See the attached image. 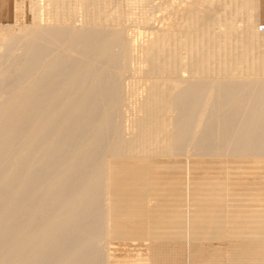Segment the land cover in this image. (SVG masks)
Wrapping results in <instances>:
<instances>
[{
    "label": "bare ground",
    "instance_id": "obj_1",
    "mask_svg": "<svg viewBox=\"0 0 264 264\" xmlns=\"http://www.w3.org/2000/svg\"><path fill=\"white\" fill-rule=\"evenodd\" d=\"M135 1L0 23V264H264L259 1Z\"/></svg>",
    "mask_w": 264,
    "mask_h": 264
},
{
    "label": "rangeland",
    "instance_id": "obj_2",
    "mask_svg": "<svg viewBox=\"0 0 264 264\" xmlns=\"http://www.w3.org/2000/svg\"><path fill=\"white\" fill-rule=\"evenodd\" d=\"M157 1H159V0H157ZM162 1H164V3L163 2H161V4L163 3V5H161L160 7H162V6H164V5H166L167 3H170V1L168 0V1H166L165 2V0H162ZM259 2V4L257 3V5H258V7H257V15H256V20H258L259 22H260V25H264V5L262 6V3L264 4V0H258ZM261 1V2H260ZM16 3V4H15ZM24 3H25V0H14V2H13V10H14V6H17V5H20V11L21 10H23V5H24ZM18 7V6H17ZM136 7V8H135ZM143 7V8H142ZM16 8V7H15ZM135 8V9H134ZM144 8H145V6H143V3H138L137 4V0L135 1V3H132V15H131V17H133L134 18V16H136L134 19H136V18H138V17H140V18H142L143 20L145 19V18H147L148 17V15H147V8H145V10H146V12H145V10H144ZM14 11H16V10H14ZM20 11H19V15H17V18H16V21L17 22H20V23H22V21H24L25 20V17H24V15L23 14H21L20 13ZM138 14H137V13ZM139 12H140V15H139ZM142 12V13H141ZM146 14H145V13ZM17 14V13H16ZM21 14V15H20ZM136 14V15H135ZM134 15V16H133ZM138 16V17H137ZM140 18H138L137 20H139ZM142 19H140V20H142ZM257 21V22H258ZM13 23V22H15V19H13V17H12V19L10 20V21H0V23L2 24V23ZM126 22V21H125ZM127 23H128V21H127ZM127 23H126V25H127ZM131 24V25H130ZM130 24H128L127 25V27L130 29H136V25L134 24V25H132V23L130 22ZM142 30H143V28H141ZM15 50H17L16 52H21V47L19 48V47H17V49H15ZM257 159V158H256ZM262 160V159H261ZM241 177H243V175L241 176ZM241 177H239V178H241ZM235 210V209H234ZM233 210V211H234ZM239 211V210H238ZM237 211V212H238ZM235 212V211H234ZM234 212H233V215H234ZM236 212V213H237ZM239 213V212H238ZM231 216V217H229L228 218V222H226V225H227V223L228 224H237L236 223V218H235V220H234V217H235V215L234 216ZM237 216V215H236ZM234 220V221H233ZM231 221V222H230ZM230 222V223H229ZM226 240V239H225ZM227 240H228V238H227ZM96 246L97 247H99L97 244H96ZM160 255H161V262L160 263H158V264H187V260H186V247H185V245H184V243H178V244H174V245H172L171 247L169 246L166 250H160ZM171 260H172V262H171ZM183 260V261H182ZM178 261V262H177ZM91 264V263H90Z\"/></svg>",
    "mask_w": 264,
    "mask_h": 264
},
{
    "label": "crops",
    "instance_id": "obj_3",
    "mask_svg": "<svg viewBox=\"0 0 264 264\" xmlns=\"http://www.w3.org/2000/svg\"><path fill=\"white\" fill-rule=\"evenodd\" d=\"M13 1L14 0H0V21H10L12 19ZM263 5L262 3V6Z\"/></svg>",
    "mask_w": 264,
    "mask_h": 264
},
{
    "label": "built area",
    "instance_id": "obj_4",
    "mask_svg": "<svg viewBox=\"0 0 264 264\" xmlns=\"http://www.w3.org/2000/svg\"><path fill=\"white\" fill-rule=\"evenodd\" d=\"M263 28V25H261L260 27H258V29H262Z\"/></svg>",
    "mask_w": 264,
    "mask_h": 264
}]
</instances>
